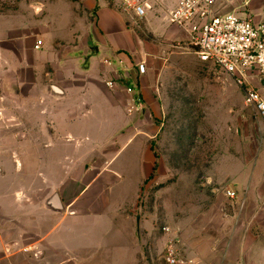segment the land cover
I'll return each mask as SVG.
<instances>
[{"label": "crops", "instance_id": "0c3cea01", "mask_svg": "<svg viewBox=\"0 0 264 264\" xmlns=\"http://www.w3.org/2000/svg\"><path fill=\"white\" fill-rule=\"evenodd\" d=\"M143 1L147 8L141 19L152 23L151 5ZM156 1L160 6L155 10L163 4L169 12L180 2ZM219 12H234L260 22L264 20V0H224ZM128 14L133 13L119 0H0V264H88L92 257L90 242L81 234L89 229L87 221L95 214L89 194L97 185H117L120 178L103 154L112 148L111 137L116 140L129 133L127 144L135 135L144 136L139 112H129L132 101L121 81L123 69L138 59L156 75V68H166L167 63V59L163 63L144 52L133 16ZM160 20L169 21L188 38L184 29L171 22L169 13ZM132 120L135 127L125 132L124 122ZM84 139L92 140L97 165L92 157L88 165L78 163L69 176L68 166L58 167L61 155H47L63 150L67 155L83 145L90 150ZM253 180L248 184L250 190ZM259 196L263 204L257 203L253 193L247 209L251 214L232 228L233 245L243 250L241 256L204 259L200 252H192L187 255L188 264H264V238L251 234H264V188ZM54 197L59 209L52 205ZM85 220L87 228L80 229ZM142 223L137 217L133 231L137 243L132 244L140 256L145 251ZM238 233L253 240L242 241L236 237ZM118 245H104L110 254L105 264H127L124 257H111ZM142 261L139 258L133 264ZM146 261L155 264L150 257Z\"/></svg>", "mask_w": 264, "mask_h": 264}, {"label": "rangeland", "instance_id": "374dc122", "mask_svg": "<svg viewBox=\"0 0 264 264\" xmlns=\"http://www.w3.org/2000/svg\"><path fill=\"white\" fill-rule=\"evenodd\" d=\"M146 2L154 13L152 23L128 15L133 16L144 52L156 55L163 63L167 59L166 68H156V75L147 68L141 72L139 65L144 63L137 59L123 69L121 81L132 101L129 112H139L144 136L135 135L127 144L129 133L116 140L111 137L112 148L103 154L120 178L117 185H97L89 194L95 214L87 221L89 231L81 232L90 242L88 264L107 262L110 254L104 245L108 242L119 244L111 257H124L127 264L139 258L147 264L146 257L155 264H166L164 249L171 238L185 261L182 264L191 261L187 255L192 252H200L204 259L241 256L243 250L233 245L232 228L251 214L247 209L253 193L257 203L263 204L259 195L264 188V122L245 103L243 92L230 75L212 62L201 61L186 35L178 33L169 21L161 22L169 8L161 4L162 9L155 10L160 6L156 0ZM124 123L125 132L135 127V120ZM80 127L84 132V124ZM84 142L90 150L83 145L67 155L64 150L47 155L62 156L58 167L63 170L68 166L70 176L78 163L88 165L92 157L97 165L92 140ZM251 179L253 190L248 185ZM228 189L236 191L238 197H228ZM98 211L103 213L98 216ZM139 216L145 246L142 256L136 245L132 246L137 243L133 231ZM87 222L80 229H86ZM63 227L68 226L63 223ZM251 234L264 238L263 233ZM236 237L253 240L245 233Z\"/></svg>", "mask_w": 264, "mask_h": 264}, {"label": "built area", "instance_id": "2783aa9c", "mask_svg": "<svg viewBox=\"0 0 264 264\" xmlns=\"http://www.w3.org/2000/svg\"><path fill=\"white\" fill-rule=\"evenodd\" d=\"M119 1L127 12L139 18L145 16L147 4L143 0ZM222 1L180 0L169 12V18L186 31L200 60L212 62L234 79L244 94L245 103L264 122V20L254 22L234 12L220 13ZM40 44L41 41L36 48ZM139 68L145 71L144 64ZM107 85L113 86V82L108 81ZM226 194L232 199L238 197L230 189ZM164 258L166 264L184 263L174 238L166 244Z\"/></svg>", "mask_w": 264, "mask_h": 264}, {"label": "water", "instance_id": "95a60500", "mask_svg": "<svg viewBox=\"0 0 264 264\" xmlns=\"http://www.w3.org/2000/svg\"><path fill=\"white\" fill-rule=\"evenodd\" d=\"M56 200H57V199H56L55 197L52 199V205H53L56 209H59V204L57 203ZM136 227H137V232H138V234H139V232H140V220H139V218L137 219Z\"/></svg>", "mask_w": 264, "mask_h": 264}]
</instances>
